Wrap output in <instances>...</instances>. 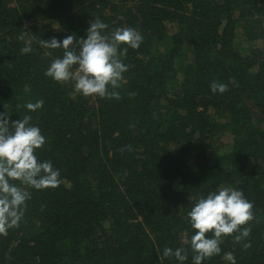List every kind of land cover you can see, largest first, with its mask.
Listing matches in <instances>:
<instances>
[{
    "label": "trees",
    "instance_id": "1",
    "mask_svg": "<svg viewBox=\"0 0 264 264\" xmlns=\"http://www.w3.org/2000/svg\"><path fill=\"white\" fill-rule=\"evenodd\" d=\"M93 17L143 36L122 57L119 99L44 75L62 49L39 42L78 40ZM214 80L228 90L212 93ZM2 111L32 116L46 137L39 157L62 181L30 189L19 226L0 234V264H178L163 249L188 248L186 213L217 186L251 201V231L224 237L203 264H230L223 252L264 264V0H0Z\"/></svg>",
    "mask_w": 264,
    "mask_h": 264
},
{
    "label": "clouds",
    "instance_id": "2",
    "mask_svg": "<svg viewBox=\"0 0 264 264\" xmlns=\"http://www.w3.org/2000/svg\"><path fill=\"white\" fill-rule=\"evenodd\" d=\"M109 25L93 17L78 40L75 35L62 39L56 36L39 43L45 49H62V55L54 58L44 75L58 83L73 82L74 94L85 97L119 99L123 74L128 65L122 60L129 48L137 49L143 41L142 34L133 27ZM32 51L31 41H26L21 54ZM212 93H224L228 85L218 81L210 84ZM42 101L27 102L24 107L35 112ZM46 144L41 128L32 122L31 115L11 120L6 111L0 112V234L18 227L24 216L31 190H45L59 186L60 170L51 160L40 159L38 150ZM253 205L239 188L217 186L215 190L199 195L187 211V223L192 234L181 237L183 246L165 247L163 257H174L178 264H203L213 256L221 255L224 237L231 235L239 243L250 234V227H241L253 219ZM244 247L249 245L245 243ZM222 259L236 264L231 252H223Z\"/></svg>",
    "mask_w": 264,
    "mask_h": 264
},
{
    "label": "rangeland",
    "instance_id": "3",
    "mask_svg": "<svg viewBox=\"0 0 264 264\" xmlns=\"http://www.w3.org/2000/svg\"><path fill=\"white\" fill-rule=\"evenodd\" d=\"M236 45L238 46L239 50L241 52H245L248 45L247 43L244 41V39L242 38V36H239L236 40H235ZM223 141H226L225 137L223 138Z\"/></svg>",
    "mask_w": 264,
    "mask_h": 264
}]
</instances>
